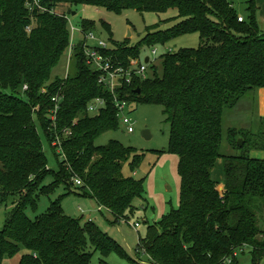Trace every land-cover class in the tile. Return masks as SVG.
Masks as SVG:
<instances>
[{"label":"trees","instance_id":"1","mask_svg":"<svg viewBox=\"0 0 264 264\" xmlns=\"http://www.w3.org/2000/svg\"><path fill=\"white\" fill-rule=\"evenodd\" d=\"M80 6L115 15L125 10L157 15L175 10V15L148 27L142 41L164 45L189 34L200 40L197 48L166 52L160 59L161 76L151 66L148 78H133L132 85L116 92L118 101L162 109L169 124L166 152L178 157L181 177L179 208L149 226L139 247L154 264H239L237 253L243 255L246 249L250 264H260L264 160L251 158L250 152L264 151V119L256 132L236 127L225 131L228 147L237 155L222 153L219 143L229 110L264 89V33L251 2L249 16L239 22L227 0H0V202L9 205L0 230V264L4 256L17 255L21 246L27 253L17 264H92L94 252L103 257L116 252L134 263L90 221L81 224L65 215L58 200L50 201L46 212L34 219L26 216L27 210L36 209L39 196L51 195L56 185L69 192L76 189L115 220L133 211L134 199H142L143 181L122 173L126 164L133 172L142 155L115 140L94 144L104 132L117 130L119 123L113 95L98 85L97 75L85 65L83 41L75 44L72 74L52 78L70 46L66 14ZM60 8L67 12L55 13ZM162 24L171 25L161 28ZM101 25L110 34L109 25ZM81 30L93 32L94 23L82 20ZM116 45L108 54L122 66L139 57L136 47ZM55 95L61 99L50 130ZM96 98L105 101V108L90 115L88 104ZM33 115L53 151L58 152L52 144L55 134L71 131V136L61 137L64 158L58 152L57 171L47 167ZM218 159L221 184L211 178ZM47 176L51 183L42 185ZM74 179L81 181L80 187Z\"/></svg>","mask_w":264,"mask_h":264},{"label":"rangeland","instance_id":"2","mask_svg":"<svg viewBox=\"0 0 264 264\" xmlns=\"http://www.w3.org/2000/svg\"><path fill=\"white\" fill-rule=\"evenodd\" d=\"M231 2L237 15L242 19H247L249 12L247 11L248 3L251 2L255 9L254 19L260 30L264 33V0H227ZM67 12V9H57L55 13L62 14ZM75 13L73 15L72 13ZM175 15V10L167 14L157 15L152 12L139 14L133 10H125L120 15L106 12L102 8H94L92 6H80L66 14L67 28L69 30V42L76 44L81 39V22L86 20L94 23L95 30L93 31L109 48L117 44V47L128 46L136 47L139 52V62L143 64L145 58L156 59L155 67L156 74L161 76L162 69L160 64L161 57L168 51L176 52L183 48H197L200 44L197 34H189L173 39L164 45L154 44L148 45L143 42L146 36V29L155 24L162 23L164 19ZM104 21L109 25V32L101 25ZM173 24V23H171ZM171 24H162L161 28H168ZM130 34L128 37L127 34ZM155 50L156 54L152 55L151 51ZM67 54V53H66ZM66 54L60 60L59 64L52 71V78L55 76L66 79L67 75L72 74V69L67 62ZM150 71L148 75H150ZM45 89L43 88V91ZM42 91V92H43ZM21 96V94H18ZM253 110L251 112H240L239 117L233 116L228 118L227 114L223 119L222 130L223 134L220 138V151L226 154L237 155L238 151H232L226 141L225 131L232 127L243 128L247 127L252 121V131L256 132L260 120L258 119L259 112V96L257 91L253 98ZM233 111V110H229ZM257 115H256V114ZM127 117L133 124L134 132L127 134L125 128L119 124L117 130L107 131L96 138L94 144L96 146L107 145L109 141H118L125 147L132 148L137 154L142 155L138 162L137 168L132 172L129 165H123L122 173L126 176H133L137 180L143 181L142 199L136 198L133 200V211L126 212L124 219L115 220L114 216L105 208L100 209L97 203L87 197L79 195V192L73 188L70 192L64 186L56 185L53 187L51 195L39 196L36 209L34 211L27 210L26 216L29 219H34L46 212L50 205V201L58 200L59 204L65 213L70 218L79 220L81 224L90 221L103 234L113 239L118 243L126 253V256L131 258L134 263L127 260L126 257L119 256L116 252H111L103 257L98 252H94L91 263L100 264V260L106 264H154L151 263L147 254L144 253L140 240L147 236L148 227L158 225L163 217L167 216L172 210H177L180 203L181 194V177L178 173V157L174 154L166 152L168 144L169 124L163 115L162 109L158 106L149 104L131 103L125 110ZM231 115V112H230ZM247 115V116H246ZM33 122L42 145V150L46 156L47 167L57 171V161L64 158L63 150L60 149L59 157L57 150L51 149V145L47 140L42 124L36 115H33ZM237 128V129H238ZM143 130H148L150 139L145 140L141 136ZM239 140V139H238ZM237 140V141H238ZM59 150V149H58ZM162 154H158V152ZM264 152V151H263ZM58 156V157H57ZM211 178L221 184L222 169L221 160H216L211 171ZM52 181L50 176H47L42 185H48ZM80 187V186H77ZM9 205L0 202V230H2ZM138 227H135V224ZM87 249L90 251V245ZM140 249V250H139ZM139 250V251H138ZM93 251V250H92ZM27 253L25 247L19 248V253L11 258L4 256L3 264H17L21 255ZM239 264H250L251 255L249 250H244V254L237 253ZM260 264H264V255L260 259Z\"/></svg>","mask_w":264,"mask_h":264},{"label":"built area","instance_id":"3","mask_svg":"<svg viewBox=\"0 0 264 264\" xmlns=\"http://www.w3.org/2000/svg\"><path fill=\"white\" fill-rule=\"evenodd\" d=\"M37 4V2H34ZM40 11H44L40 9ZM67 19V18H66ZM241 22L243 19L238 17L237 19ZM81 41H83V55L84 62L87 68H89L93 73L97 75V83L99 86L107 89L111 95H113V104L117 111L116 118L118 123L121 124L127 134H132L134 132L132 122L125 117V110L129 107L130 103L126 101H118L116 92L122 85L128 86L132 85L133 78L146 79L149 77L148 72L150 67L154 66L156 59H149L147 63H140L138 58H129L125 66H122L119 62H115L112 59V56L108 52L112 49L107 46V44L102 41L94 32L90 31L83 33L80 31ZM75 44H71L68 48L66 54L67 62L70 63ZM152 55L156 54L155 50L151 51ZM145 60V59H144ZM26 89V86L23 88ZM61 97L55 95L51 101L54 103L53 109L49 112L50 130L54 129L56 116L59 110V103ZM87 111L90 115L98 114L102 109L105 108V101L101 98L94 99L91 103L88 104ZM71 136L70 129H63L61 131V136L55 134L53 145L58 147V152L60 151L61 146V137ZM76 186H81V181L79 179L73 180ZM138 227L136 223L134 225ZM229 263V261H226Z\"/></svg>","mask_w":264,"mask_h":264},{"label":"crops","instance_id":"4","mask_svg":"<svg viewBox=\"0 0 264 264\" xmlns=\"http://www.w3.org/2000/svg\"><path fill=\"white\" fill-rule=\"evenodd\" d=\"M257 95L259 96V112H258V119H264V89H259L257 90ZM255 94L252 95H247L241 102H239L236 107L233 109V111L230 112L227 115L228 118H232V114L233 116H237L239 117L241 115L240 112H243L242 115L245 114V112H251V115L254 114V104H253V98H254ZM256 114V113H255ZM257 115V114H256ZM247 116V115H246ZM238 128V127H237ZM240 129H244V130H252V121L249 122L247 127H241ZM250 157L254 158V159H259V160H264V152L263 151H252L250 152Z\"/></svg>","mask_w":264,"mask_h":264},{"label":"water","instance_id":"5","mask_svg":"<svg viewBox=\"0 0 264 264\" xmlns=\"http://www.w3.org/2000/svg\"><path fill=\"white\" fill-rule=\"evenodd\" d=\"M72 14L75 15L74 12H73ZM127 36L129 37L130 34L128 33ZM147 61H148V58H145L144 63H147ZM138 92H139V91H137V93H138ZM141 136H142L145 140L150 139V135H149L148 130H143V131L141 132ZM237 144H238L239 147H242V140L239 139V140L237 141Z\"/></svg>","mask_w":264,"mask_h":264}]
</instances>
